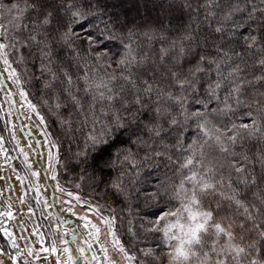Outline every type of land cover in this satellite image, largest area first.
I'll return each mask as SVG.
<instances>
[{
    "label": "snow or ice",
    "instance_id": "obj_1",
    "mask_svg": "<svg viewBox=\"0 0 264 264\" xmlns=\"http://www.w3.org/2000/svg\"><path fill=\"white\" fill-rule=\"evenodd\" d=\"M149 5L157 15L138 23L105 0H0V94L7 116L36 129L21 126L23 145L10 129L23 157L16 204L29 220L43 205L49 221L13 231L18 215L0 203L11 264H264V0ZM57 166L77 172V192ZM141 197L158 211L140 215ZM100 198L124 205L127 241L124 215Z\"/></svg>",
    "mask_w": 264,
    "mask_h": 264
},
{
    "label": "trees",
    "instance_id": "obj_2",
    "mask_svg": "<svg viewBox=\"0 0 264 264\" xmlns=\"http://www.w3.org/2000/svg\"><path fill=\"white\" fill-rule=\"evenodd\" d=\"M105 3L108 6L109 12L119 15L122 19L126 18L129 21L136 20L138 23L143 22V19H148V20L154 19L158 12V9L152 10L151 5H149L148 9H146L144 7V0H105ZM32 91H35V89H32ZM48 130L52 133L54 139L59 138L61 140L63 144V147L61 148V153L63 158V154L65 152L67 145L63 143V138L58 129V126L55 123V121L51 118H48ZM57 174H58V180L60 181L61 185L65 186L74 193L77 192V189L74 188V183L77 178L76 171H73L71 168L65 171L64 169H60L59 166H57ZM160 176H162V173L159 172L153 175L146 176L144 183L141 185L142 190L144 191L151 190L155 186L157 178ZM80 194L83 197H89V195L92 194L91 189L87 185H85ZM99 202L105 205H111L112 207H115L117 209V214L118 215L122 214L120 212V209L123 208L124 205L121 204L120 202L111 199L106 200L103 198H100ZM135 203L140 204V208L138 210L140 215L151 214L153 212L158 211L157 208L144 207L143 197H141V199L138 202L134 201V204ZM135 211L136 209L134 208V212ZM122 215H124V224L121 230V235L123 236V239L127 241L129 237L125 229L127 228L126 222L128 217L126 213H123ZM3 243L4 241L0 239V244Z\"/></svg>",
    "mask_w": 264,
    "mask_h": 264
},
{
    "label": "rangeland",
    "instance_id": "obj_3",
    "mask_svg": "<svg viewBox=\"0 0 264 264\" xmlns=\"http://www.w3.org/2000/svg\"><path fill=\"white\" fill-rule=\"evenodd\" d=\"M0 104H2L4 106V109H5V113H0V115L4 116V119L0 120V135H3L5 137V140H6L5 147H7L10 150L9 154L12 157H17L16 159L11 160L9 162V164H7V165H10L12 176L14 177V179H16L15 177H16L17 173L13 171V168H16L17 171L21 175L23 174V171H22V169H23V157L19 156L18 151H12V149L15 147V142L12 140V132L10 131V129L12 128L13 122H12L11 117L6 115V112L9 110V105L4 103V98H3L2 94H0ZM33 119H35V117H33ZM9 120L11 121V123H8ZM31 125H32V123H31ZM14 130H15L16 136L19 138V131H18V128H17L16 125H15V129ZM0 161L2 163H4V159H3L2 156H0ZM54 184H55V182H54ZM17 185H18L19 193L22 194L21 188H20V185H19L18 181H17ZM26 187H27V185H26ZM2 188H3L2 191H4V196L2 198H0V203H2L3 200H8V202L12 204V210H13V213H14V209H15L14 204H13L11 199L10 200L8 199L9 197L5 193V187H4L3 183H2ZM34 195H35L34 192H30L29 196L27 197V200L29 201V203H32L33 206L35 207V202L33 200V196ZM65 199H68V197H65ZM23 208H24L25 213H26L27 212V206L23 205ZM42 208H43V205H41V209ZM41 209H37L36 210V215L32 216L30 220L26 219L25 216L23 218H21V221L24 222L25 227H29L30 225H33V226L34 225H40V230L41 231H46V229L48 228V225H49V221L44 220L43 216H41V214H40ZM0 210H3V209L0 208ZM77 210L79 211L80 209H77ZM49 211H51V209H49ZM6 226L9 227V228H12L13 231L16 230V226H15L14 220L7 221ZM29 231H31L30 227H29ZM37 247H39V246H37ZM3 258L7 261L8 264H11L10 260H8L5 257H3ZM52 262H53V264H55L54 260H52ZM37 264H43V263L38 261Z\"/></svg>",
    "mask_w": 264,
    "mask_h": 264
},
{
    "label": "bare ground",
    "instance_id": "obj_4",
    "mask_svg": "<svg viewBox=\"0 0 264 264\" xmlns=\"http://www.w3.org/2000/svg\"><path fill=\"white\" fill-rule=\"evenodd\" d=\"M16 99H18V97H16ZM23 111L24 110L21 109V112H23ZM17 115H19V113H16L15 110L13 109V115L11 116V119H12L13 124L16 125L17 128H18V131H19V139L21 140V144L23 145L25 143V140H24V133L21 132V126L23 124H28L34 134L36 132V129H35L34 126L31 125L30 121H28V120H24L23 118L21 120H17V118H16ZM24 131L26 132V131H28V129H25ZM25 151H28V149H25ZM45 155H46V152H45ZM34 167H36L35 164H34ZM0 177H4V179H0V191L3 190V188H2V183H3V185L5 187V193L7 194L8 197H11V200H12V202L14 204V207H15V209H14V215H18V219L17 220H14L15 226H17V224L21 221V218L24 217V215H19V213L21 211H23L25 213V210H24L23 206H19L18 207L17 204H16V199L21 194L19 193L17 181L12 176L11 167H10V165L4 164L1 161H0ZM40 182L42 184L45 183V180H44L43 176H42ZM8 185H11V189H12L11 191L10 190H7ZM47 185L54 186L55 184H54V181L48 180L47 181ZM41 191H42V193L45 196H48L49 193L52 191V188L49 187V192H44L43 189H41ZM50 203H51V201H50ZM62 215H64V214L62 213ZM65 218H71V219L75 220L74 217H69L67 215L65 216ZM76 223H80V222L79 221H76ZM67 227L71 228V227H73V225H68ZM79 231L81 232V234H83V230L82 229H80ZM0 259H2L4 261V264H8L7 261L3 257H0ZM39 262H41V263L44 264V261L43 260H41ZM52 264H53V262H52Z\"/></svg>",
    "mask_w": 264,
    "mask_h": 264
}]
</instances>
